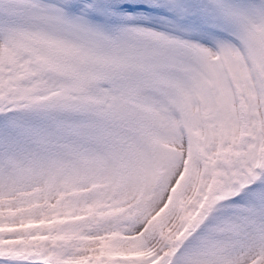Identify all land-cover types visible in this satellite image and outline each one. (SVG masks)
<instances>
[{
	"label": "snow or ice",
	"instance_id": "obj_1",
	"mask_svg": "<svg viewBox=\"0 0 264 264\" xmlns=\"http://www.w3.org/2000/svg\"><path fill=\"white\" fill-rule=\"evenodd\" d=\"M0 264H264V0H0Z\"/></svg>",
	"mask_w": 264,
	"mask_h": 264
}]
</instances>
